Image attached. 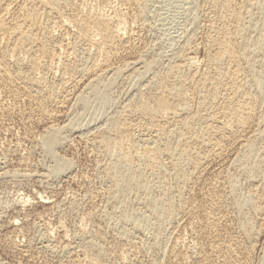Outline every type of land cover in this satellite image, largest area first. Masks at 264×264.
Returning <instances> with one entry per match:
<instances>
[{
	"label": "rangeland",
	"instance_id": "rangeland-1",
	"mask_svg": "<svg viewBox=\"0 0 264 264\" xmlns=\"http://www.w3.org/2000/svg\"><path fill=\"white\" fill-rule=\"evenodd\" d=\"M42 1L0 10V264H263L264 0Z\"/></svg>",
	"mask_w": 264,
	"mask_h": 264
},
{
	"label": "bare ground",
	"instance_id": "bare-ground-1",
	"mask_svg": "<svg viewBox=\"0 0 264 264\" xmlns=\"http://www.w3.org/2000/svg\"><path fill=\"white\" fill-rule=\"evenodd\" d=\"M8 1L10 2V0H0V10H3V9L5 8V6L8 5V3H9ZM43 1H45V0H43ZM43 1H42V3H43ZM66 1H67V0H66ZM11 2H12V0H11ZM56 2H57V1H56ZM56 2H55V3H56ZM67 2H68V1H67ZM78 2H79V1H78ZM129 2H130V1H129ZM229 2H230V1H229ZM257 2H258V1H257ZM51 3H52V2H51ZM70 3H71V2H70ZM73 3H74V2H73ZM73 3H72V4H73ZM114 3H115V2H114ZM225 3H226V2H225ZM254 3H255V2H254ZM28 4H29V3H28ZM32 4H33V3H32ZM77 4H78V3H77ZM79 4H80V3H79ZM226 4H227V3H226ZM20 5H21V4H20ZM25 5H26V4H25ZM219 5H220V4H219ZM222 5H223V4H222ZM18 7H19V6H18ZM29 7H30V6H29ZM73 7H74V5H73ZM218 7H220V6H218ZM221 7H222V6H221ZM260 7H261V6H260ZM30 8H31V7H30ZM41 8H42V7H41ZM74 8H75V7H74ZM234 8H235V7H234ZM236 8H238V7H236ZM247 8H248V7H247ZM7 9H8V8H7ZM39 9H40V8H39ZM45 9H46V8H45ZM58 9H59V8H58ZM77 9H78V8H77ZM81 9H82V8H81ZM13 10H14V9H13ZM26 10H27V9H26ZM72 11H73V10H72ZM7 12H9V11L7 10ZM7 12H6V13H7ZM73 12L75 13V10H74ZM76 12H77V11H76ZM80 12H81V11H80ZM121 12H122V11H121ZM235 12H236V11H235ZM250 12H251V11H250ZM0 13H1V11H0ZM9 13H10V12H9ZM74 13H73V15H74ZM88 13H90V12H87V14H88ZM104 13H105V12H104ZM11 14H12V13H11ZM30 14H31V13H30ZM45 14H46V13H45ZM55 14H56V13H55ZM76 14H77V13H76ZM76 14H75V15H76ZM83 14H84V13H83ZM237 14H238V13H237ZM2 15H3V14H2ZM6 15H7V14H6ZM13 15H14V13H13ZM23 15H24V14H23ZM31 15H33V14H31ZM68 15H69V14H68ZM73 15H72V16H73ZM75 15H74V16H75ZM80 15H81V14H80ZM94 15H95V14H94ZM109 15L111 16V12H110ZM113 15H114V14H113ZM121 15H122V14H121ZM235 15H236V14H235ZM243 15H244V14H243ZM16 16H17V14H16ZM45 16H46V15H45ZM74 16H73V17H74ZM86 16H87V15H86ZM92 16H93V15H92ZM92 16H91V17H92ZM97 16H98V15H97ZM114 16H115V15H114ZM117 16H118V15H117V13H116V16H115V17H117ZM3 17H4V15H3ZM10 17H11V16H10ZM30 17H31V16H30ZM57 17H58V16H57ZM93 17H94V16H93ZM98 17H99V16H98ZM105 17H106V16H105ZM105 17H103V20H100L101 17L98 18V20H97L96 18H93V19H96V21H98V22H95V21H94L95 23H93V24H95V29H94V31L96 30V32L99 33V34H101V36H102L104 39H109V37H110V35H111L110 22H109V20L107 19L108 16L106 17L107 20H106V19L104 20ZM235 17H236V16H235ZM5 18H6V17H5ZM7 18H9V17H7ZM13 18H14V16H13ZM13 18H10V20L13 19ZM31 18H32V17H31ZM46 18H47V16H46L44 19H46ZM71 18H72V17H71ZM71 18H70V19H71ZM77 18H78V17H77ZM86 18H87V17H86ZM86 18H85V19H86ZM113 18H114V17H113ZM120 18H121V17H120ZM120 18H119V19H120ZM15 19H16V18H15ZM44 19H43V20H44ZM47 19H48V18H47ZM109 19L111 20L112 18L109 17ZM117 19H118V18H116V20H117ZM240 19H241V18H240ZM73 20H74V19H73ZM76 20H77V19H76ZM91 20H92V19H91ZM99 20H100V21H99ZM121 20H123V19L121 18ZM231 20H232V17H231ZM7 21H8V19H7ZM7 21H6V22H7ZM16 21H17V20H16ZM55 21H57V20H55ZM87 21H88V20H87ZM114 21H115V20L113 19V22H114ZM124 21H125V20H124ZM124 21H121V22L124 23ZM229 21H230V20H229ZM244 21H245V20H244ZM2 22H3V20H2V18H1V19H0V29H1V31L3 32V35L6 36V39H7V37H10V36H12V35H13L12 37H15V36H19V37H20V36L23 34V31H21V30H14V28H11V26L9 27V28H11V29H9V28H3V27L1 26ZM11 22H12V21H11ZM27 22H28V21H27ZM71 22H72V21H71ZM85 22H86V21H85ZM8 23H9V21H8ZM8 23H7V24H8ZM44 23H45V21H44ZM44 23H43V24H44ZM76 23H77V22H76ZM90 23H91V22H90ZM119 23H120V22H119ZM233 23H234V22H233ZM24 24H25V22H24ZM46 24H47V23H46ZM46 24H44V25H46ZM58 24H59V22H58ZM61 24H62V23H61ZM67 24H68V22H67ZM73 24H74V22H73ZM114 24H115V23H114ZM11 25H12V24H11ZM35 25H36V24H35ZM47 25H48V24H47ZM65 25H66V24H65ZM76 25H77V24H76ZM80 25H81V28H82L83 26H86L85 23H81V22H80ZM111 25H112V22H111ZM118 25H119V24H118ZM121 25H122V23H121ZM121 25H120V26H121ZM3 26H4V25H3ZM48 26H49V25H48ZM113 26H115V25H113ZM116 26H117V24H116ZM120 26H119V27H120ZM263 26H264V25H263ZM90 27H91V26H90ZM90 27H89V28H90ZM123 27H124V26H123ZM123 27H122V28H123ZM16 28H18V27H16ZM16 28H15V29H16ZM35 28H36V27H35ZM43 28H44V27H43ZM48 28H49V27H48ZM48 28H47V29H48ZM52 28H53V27H52ZM65 28H66V27H65ZM116 28L118 29V27H116ZM116 28H115V30H116ZM120 28H121V27H120ZM252 28H253V27H252ZM24 29H25V27H24ZM24 29H23V30H24ZM36 29H37V28H36ZM111 29H112V26H111ZM244 29H245V28H244ZM31 30H32V29H31ZM53 30H55V29H53ZM91 30H93V29H91ZM230 30H231V29H230ZM32 31H33V30H32ZM40 31H41V30H40ZM42 31H43V30H42ZM46 31H47V30H46ZM119 31H120V30H119ZM122 31H123V30H122ZM231 31H232V30H231ZM27 32H28V31H27ZM44 32H45V31H44ZM117 32H118V31H117ZM117 32H116V35H118ZM232 32H233V31H232ZM47 33H48V32H47ZM61 33H62V32H61ZM81 33H82V31H81ZM120 33H121V32H120ZM127 33H128V32H127ZM218 33H219V32H218ZM254 33H255V31H254ZM38 34H39V33H38ZM44 34H46V33H44ZM79 34H80V33H79ZM231 34H232V33H231ZM262 34H263V33H262ZM26 35H27V34H26ZM34 35H35V34H34ZM94 35H95V34H94ZM116 35H115V36H116ZM47 36H48V35H47ZM59 36H60V35H59ZM91 36H92V35H91ZM97 36H98V35H97ZM115 36L113 35V38H114ZM119 36H120V34H119ZM24 37H25V36H24ZM38 37H39V35H38ZM45 37H46V36H45ZM45 37H44V38H45ZM93 37H94V36H93ZM35 38H36V37H35ZM59 38H60V37H59ZM94 38H97V37H94ZM113 38H112V39H113ZM11 39H13V38H11ZM90 39H91V38H90ZM124 39H125V38H124ZM231 39H232V37H231ZM13 40H14V39H13ZM46 40H47V39H46ZM49 40H50V39H49ZM85 40H87V38H86ZM93 40H94V39H93ZM93 40H92V41H93ZM96 40H97V39H96ZM113 40H114V39H113ZM115 40H116V39H115ZM6 41H7V40H6ZM99 41H100V40H99ZM117 41H118V40H117ZM260 41H261V40H260ZM42 42H43V41H42ZM54 42H55V41H54ZM66 42H67V41H66ZM230 42H231V41H230ZM232 42H233V41H232ZM9 43H11V42H9ZM47 43H48V41H47ZM47 43H46V45H47ZM56 43H57V42H56ZM262 43H263V42H262ZM5 44H6V42H5ZM82 44H83V43H82ZM82 44H81V45H82ZM232 44H233V43H232ZM56 45H57V44H56ZM262 45H263V44H262ZM7 46H8V45H7ZM10 46H11V45H10ZM259 46H260V45H259ZM105 47H106V46H105ZM255 47H256V46H255ZM214 48H215V47H214ZM3 49H4V48H3ZM49 49H50V48H49ZM179 49H180V48H179ZM225 49H226V51L228 50L229 52H231V50H232V45H230V44H229V45H226ZM95 50H96V49H95ZM248 50H249V49H248ZM3 51H4V50H3ZM57 51H58V50H57ZM213 51H214V50H213ZM233 51H234V50H233ZM254 51H255V49H254ZM48 52H49V50H48ZM59 52H60V51H59ZM215 52H216V51H215ZM263 52H264V51H263ZM222 53H225V52H222ZM235 53H236V52H235ZM3 54H4V53H2V55H3ZM30 54H31V53H30ZM2 55H1V56H2ZM80 55H81V54H80ZM85 55H86V54H85ZM55 56H56V55H55ZM223 56H225V55H222V58H224ZM4 57H5V56H4ZM81 57H82V56H81ZM86 57H87V56H86ZM220 57H221V56H220ZM177 58H178V57H177ZM213 58H214V57H213ZM22 59H23V58H22ZM47 59H48V58H47ZM210 59H211V58H210ZM4 60H5V59H4ZM219 60H222V59H219ZM224 60H225V59H224ZM256 60H257V59H256ZM5 61H6V60H5ZM111 61H112V60H111ZM189 61H191V60H189ZM165 62H166V61H165ZM45 63H46V62H45ZM56 63H57V62H56ZM145 63H147V62H145ZM219 63H220V61H219ZM222 63H223V62H222ZM188 64H189V63H188ZM226 64H227V63H226ZM241 64H243V63H241ZM13 65H14V64H13ZM18 65H19V64H18ZM35 65H36V64H35ZM145 65H146V64H145ZM149 65H150V64H149ZM149 65H147V66L150 67ZM5 66H6V65H5ZM50 66H51V65H50ZM126 66H127V65H126ZM71 67H72V66H71ZM167 67H168V66H167ZM178 67H179V66H178ZM216 67H217V66H216ZM228 67H229V66H228ZM234 67H235V66H234ZM234 67H233V68H234ZM38 68H39V67H38ZM38 68H37V69H38ZM69 68H70V67H69ZM173 68H174V67H173ZM211 68H212V67H211ZM17 69H18V68H17ZM43 69H44V68H43ZM72 69H74V68H72ZM177 69H178V68H177ZM209 69H210V68H209ZM224 69H225V68H224ZM13 70H14V69H13ZM45 70H46V69H45ZM106 70H108V69H106ZM148 70H149V69H148ZM171 70H172V69H171ZM171 70H170V71H171ZM42 71H43V70H42ZM70 71H71V69H70ZM70 71H69V72H70ZM75 71H76V70H75ZM119 71H120V70H119ZM144 71H145V70H144ZM176 71H177V70H176ZM38 72H39V71H38ZM71 72H72V71H71ZM104 72H105V71H104ZM114 72H115V71H114ZM138 72H139V71H138ZM165 72H166V71H165ZM168 72H169V71H168ZM178 72H179V71H178ZM178 72H177V73H178ZM211 72H212V71H211ZM43 74H44V73H43ZM211 74H212V73H211ZM226 74H227V73H226ZM19 75H20V74H19ZM140 75H141V74H140ZM23 76H24V75H23ZM37 76H38V75H37ZM177 76H179V75H177ZM221 76H222V75H221ZM229 76H230V75H229ZM179 77H180V76H179ZM38 78H39V77H38ZM165 78H166V77H165ZM231 78H232V77H231ZM261 78H264V77L261 76ZM261 78H260V79H261ZM93 80H94V79H93ZM97 80H98V79H97ZM107 80H108V79H107ZM175 80H176V79H175ZM208 80H209V79H208ZM235 81H236V80H235ZM96 82H98V81H96ZM109 82L111 83V80H110ZM209 82H210V81H209ZM225 82H226V81H225ZM257 82H258V81H257ZM98 83H99V82H98ZM110 83H109V84H110ZM261 83H262V82H261ZM230 84H231V83H230ZM31 85H32V84H31ZM102 85H104V84L102 83ZM111 85H112V84H111ZM24 86H25V85H24ZM98 86H99V85H98ZM106 86H107V85H106ZM197 86H198V85H197ZM256 86H257V84H256ZM260 86H261V85H260ZM89 87H90V86H89ZM227 87H228V86H227ZM87 88H88V87H87ZM91 88H92V86H91ZM102 88H103V87H102ZM104 88H105V87H104ZM104 88H103V89H97V88L95 89V87L92 88V90H93L94 92H93L92 90H91V91L93 92V94H95L94 96H96V98H95L96 101H95V102L101 104L103 101H105L104 99H105L106 96H107V95H106V94H107V93H106L107 91L105 92V89H106V88H105V89H104ZM233 88H235V87H233ZM41 89H42V88H41ZM67 90H68V89H67ZM89 90H90V89H89ZM195 91H196V90H195ZM68 92H69V91H68ZM89 92H90V91H89ZM89 92H88V93H89ZM238 92H239V91H238ZM85 93H86V92H85ZM150 93H151V92H150ZM239 94H240V93H239ZM210 95H211V94H210ZM108 97H109V96H108ZM108 97H107V98H108ZM86 98H87V97H86ZM91 98H92V97H91ZM93 98H94V97H93ZM80 99H81V98H80ZM215 102H216V101H215ZM226 102H227V101H226ZM81 103H84V102L82 101ZM104 103H106V102H104ZM108 103H110V102L108 101ZM108 103H107V104H108ZM246 103H248V102H246ZM244 104H245V103H244ZM249 104H250V103H249ZM177 105H178V104H177ZM202 105H203V103H202ZM241 105H242V104H241ZM103 106H104V105H103ZM180 108H181V107H180ZM226 109H227V108H226ZM150 110H151V109H150ZM242 110H243V109H242ZM175 114H176V112H175ZM227 115H228V114H227ZM175 116H176V115H175ZM236 117H237V116H236ZM199 118H200V117H199ZM217 118H218V117H217ZM246 118H247V117H246ZM237 119H238V118H237ZM237 119H236V121H237V123H238V120H237ZM199 121H200V119H199ZM213 122H214V121H213ZM183 123H184V122H183ZM199 123H200V122H199ZM203 123H204V122H203ZM244 123H245V122H244ZM70 124H72V123H70ZM67 125H69V124H67ZM74 125H75V124H74ZM76 125H77V124H76ZM76 125H75V126H76ZM89 125H90V124H89ZM182 125H183V124H182ZM192 125H193V124H192ZM213 125H214V124H213ZM225 125H226V124H225ZM227 125H228V123H227ZM234 125H235V124H234ZM61 127H62V126H61ZM63 127H64V126H63ZM63 127H62V128H63ZM78 127H79V126H78ZM175 127H178V126H175ZM202 127H203V126H202ZM205 127H206V124H205ZM223 127H224V125H223ZM232 127H233V126H232ZM238 127H239V125H238ZM62 128H61V129H62ZM73 128H74V127H73ZM181 128H182V127H181ZM54 129H55V128H54ZM58 129H59V128H58ZM71 129H72V128H71ZM174 129H176V128H174ZM200 129H201V128H200ZM51 130H52V129H51ZM65 130H66V129H65ZM198 130H199V129H198ZM224 130H225V129H224ZM45 131H46V130H45ZM86 131H87V130H86ZM192 131H193V130H192ZM220 131H221V130H220ZM57 132H58V130H57V128H56L55 131L53 130V132L49 133L48 136L46 137V140H47L48 143H49V144H48V147H49V148H50L53 144H56L55 142H57V138L59 137V136L57 137ZM59 132H61V131H59ZM59 132H58V133H59ZM166 133H167V132H166ZM197 133H198V132H197ZM224 133H225V132H224ZM202 134H203V133H202ZM45 135H46V134H45ZM58 135H59V134H58ZM178 135H179V134H178ZM180 135H181V131H180ZM62 136H63V135H62ZM82 136H83V135H82ZM177 138H178V137H177ZM181 138H182V137H181ZM195 138H196V137H195ZM48 139H49V140H48ZM116 139H117V138H116ZM174 139H175V138H174ZM212 139H213V138H212ZM212 139H211V140H212ZM44 140H45V139H44ZM60 140H61V139H60ZM60 140H59V141H60ZM120 140H121V139H120ZM213 140H215V139H213ZM174 141H175V140H174ZM177 141H178V140H177ZM41 142H42V141H41ZM44 142H45V141H44ZM115 143H116V142H115ZM124 143H125V142H124ZM126 143H127V142H126ZM174 143H175V142H174ZM121 144H122V143H120V145H121ZM46 145H47V144H46ZM117 145H118V143H117ZM54 146H55V145H54ZM111 146H112V145H111ZM113 147H115V144L113 145ZM116 147H117V146H116ZM116 147H115V148H116ZM121 147H122V146H121ZM49 148H48V150H47V153H48V151H50ZM119 148H120V147H119ZM45 149H47V147H46ZM50 149H51V148H50ZM117 149H118V148H117ZM118 150L120 151L121 149H118ZM51 151H52V150H51ZM110 151H111V150H110ZM112 151H114L113 148H112ZM122 151H123V150H122ZM176 151H177V150H176ZM125 152H126V151H125ZM230 152H231V151H230ZM50 153H51V152H50ZM52 153H53V152H52ZM113 153H115V152H113ZM116 153H117V151H116ZM119 153H122V152L120 151ZM142 153H143V152H142ZM117 154H118V153H117ZM148 154L150 155V153H148ZM49 155H51V154H49ZM114 155H115V154H114ZM121 155H123V154H121ZM138 155H139V154H138ZM138 155H137V156H138ZM51 156H53V154H52ZM119 156H120V155H119ZM143 156H144V155H143ZM143 156H141V157H143ZM124 157H125V156H124ZM124 157H122V158H124ZM126 157H127V156H126ZM145 157H146V155H145ZM60 158H61V157H60ZM111 158H112V157H110V159H111ZM118 158H119V157H118ZM118 158H117V160H118ZM120 158H121V156H120ZM120 158H119V160H120ZM143 158H144V157H143ZM184 158H185V157H184ZM58 159H59V158H58ZM58 159H57V160H58ZM125 159L128 160V158H125ZM140 159H141V161H144V160H142V158H140ZM140 159H139V160H140ZM57 160H56V161H57ZM62 160H63V157H62L61 161H62ZM119 160H118V163H119ZM127 160H125V161H120V162H123V164H124L125 166H128L129 164L127 165V163H128ZM129 160H130V159H129ZM253 160H254V159H253ZM131 161H132V160H131ZM186 161H187V158H186ZM62 162H63V161H62ZM150 162H151V161H150ZM153 162H154V161H153ZM155 162H156V161H155ZM157 162H158V161H157ZM255 162H256V161H255ZM57 163H58V164H57V165H58V167H57V171H60L61 168H63L62 166H64L67 162H66V163L64 162V163H65L64 165H63V163H61V162L59 163L58 161H57ZM53 164H54V163H53ZM157 164H158V163H157ZM66 165H68V163H67ZM70 165H71V164H70ZM124 165H122L121 167H123ZM139 165H140V164H139ZM155 165H156V164H155ZM202 165H203V164H202ZM249 165H250V164H249ZM111 166H112V165H111ZM119 166H120V165L118 164V167H119ZM54 167H55V165H54ZM54 167H53V168H54ZM64 167H65V166H64ZM69 167H70V166H69ZM139 167H140V166H139ZM139 167H138V168H139ZM151 167H152V165H151ZM154 167H156V166H154ZM65 168H67V166H66ZM123 168H124V167H123ZM123 168H122V169H123ZM128 168H129V167H128ZM157 168H158V167H157ZM59 169H60V170H59ZM136 170H137V169H136ZM136 170H135L134 172H136ZM138 170H139V169H138ZM120 171L122 172L123 170H120ZM124 171H125V168H124ZM155 171H156V170H155ZM50 172H51V171H50ZM63 172H64V171H63ZM132 172H133V171H132ZM142 172H143V171H142ZM61 173H62V172H61ZM123 173H124V172H123ZM126 173H127V171H126ZM140 173H141V172H140ZM149 173H150V171H149ZM172 173H173V172H172ZM20 174H21V173H20ZM31 174H32V173H31ZM50 174H52V173H50ZM57 174H59V173H57ZM129 174H131V172H129ZM129 174L127 173L126 175H129ZM4 175H5V174H4ZM13 175H14V174H13ZM13 175H12V176H13ZM15 175H16V173H15ZM17 175H18V174H17ZM21 175H22V174H21ZM23 175H24V174H23ZM26 175H27V174H26ZM110 175H111V174H110ZM134 175H135V174H134ZM124 176H125V174H124ZM135 180H136V179H135ZM151 180H152V179H151ZM153 181H154V180H153ZM164 181H165V179H164ZM152 183H153V182H152ZM119 185H120V184H119ZM186 186H187V185H186ZM232 186H235V185H232ZM236 186H237V184H236ZM116 187H117V186H116ZM146 187H147V186H146ZM168 187H169V186H168ZM236 188H237V187H236ZM159 190H160V189H159ZM126 192H127V191H126ZM148 192H149V190H148ZM248 197H249V196H248ZM246 198H247V197H246ZM157 200H158V199H157ZM245 201H246V199H245ZM249 202H250V201H249ZM249 202H248V203H249ZM155 203H157V202H155ZM155 203H154V204H155ZM155 206L157 207V205H155ZM169 206H170V205H169ZM156 207H155V209H156ZM155 209H154V210H155ZM157 210H158V208H157ZM157 210H156V211H157ZM157 212H158V211H157ZM159 212H160V211H159ZM162 212H163V211H162ZM156 214H157V213H156ZM161 214H162V213H161ZM164 214H165V213H164ZM141 216H142V215H141ZM162 217H163V216H162ZM146 218H147V216H146ZM146 218H145V219H146ZM138 219H139V218H138ZM15 220H16V219H15ZM116 221H117V219H116ZM126 221H127V220H126ZM133 221H134V220H133ZM133 221H132V222H133ZM144 221H145V220H144ZM142 222H143V221H142ZM139 223H140V222H139ZM139 223H138V224H139ZM147 223H148V222H147ZM133 224H134V223H133ZM150 224H151V223H149V225H150ZM143 225H144V223H143ZM131 227H132V226H131ZM138 227H139V226H138ZM154 228H155V227H154ZM104 232H105V231H104ZM122 232H123V231H122ZM122 234H123V233H122ZM127 234H128V233H127ZM144 234H145V233H144ZM226 238H227V237H226ZM156 241H157V240H156ZM165 245H166V244H165ZM121 252H122V251H121ZM263 259H264V257H263ZM263 259H262V260H263ZM92 263H93V262H92ZM262 263L264 264V262H262ZM244 264H245V263H244Z\"/></svg>",
	"mask_w": 264,
	"mask_h": 264
}]
</instances>
